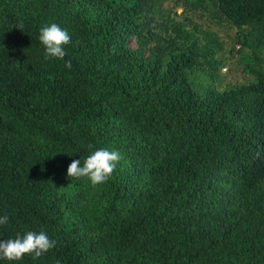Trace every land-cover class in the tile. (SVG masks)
Here are the masks:
<instances>
[{"label":"trees","instance_id":"obj_1","mask_svg":"<svg viewBox=\"0 0 264 264\" xmlns=\"http://www.w3.org/2000/svg\"><path fill=\"white\" fill-rule=\"evenodd\" d=\"M213 1L264 51V0ZM140 15L139 0H0V240L56 241L0 264H264V56L250 82L200 92L190 49L144 55ZM52 23L63 60L44 58ZM101 148L122 156L107 182L67 176Z\"/></svg>","mask_w":264,"mask_h":264},{"label":"rangeland","instance_id":"obj_2","mask_svg":"<svg viewBox=\"0 0 264 264\" xmlns=\"http://www.w3.org/2000/svg\"><path fill=\"white\" fill-rule=\"evenodd\" d=\"M140 32L149 37L143 53L156 50L162 61L181 50L194 53L187 69L192 86L201 92L212 87L217 92L250 82L257 64L250 37L245 28L232 25L215 7L213 0H139ZM178 24L181 31H174ZM131 47H137L131 39Z\"/></svg>","mask_w":264,"mask_h":264},{"label":"clouds","instance_id":"obj_3","mask_svg":"<svg viewBox=\"0 0 264 264\" xmlns=\"http://www.w3.org/2000/svg\"><path fill=\"white\" fill-rule=\"evenodd\" d=\"M39 41L44 47L46 60L52 58L63 60L67 55L64 46L71 43V37L66 30L52 23L40 29ZM65 67L71 69V61H66ZM121 159L119 151L101 148L88 155L83 163L81 159L73 160L68 165L67 176L75 180L87 178L93 186L101 185L112 177ZM8 219L6 215L0 217V225H6ZM55 244L56 241L50 239L43 230L39 233L28 231L23 237L17 234L14 239L0 240V259L20 261L25 255H31L34 259L39 258ZM57 264L60 262L57 261Z\"/></svg>","mask_w":264,"mask_h":264}]
</instances>
